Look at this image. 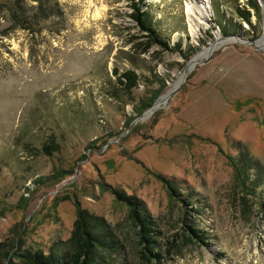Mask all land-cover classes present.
I'll return each mask as SVG.
<instances>
[{
	"label": "rangeland",
	"instance_id": "374dc122",
	"mask_svg": "<svg viewBox=\"0 0 264 264\" xmlns=\"http://www.w3.org/2000/svg\"><path fill=\"white\" fill-rule=\"evenodd\" d=\"M252 1L145 0L166 51L132 0H0L1 263L12 246L68 242L82 210L104 220L103 264H264V1ZM195 2L209 6L197 33ZM115 69L145 79L129 93ZM111 187L142 206L161 260L143 258Z\"/></svg>",
	"mask_w": 264,
	"mask_h": 264
},
{
	"label": "trees",
	"instance_id": "16d2710c",
	"mask_svg": "<svg viewBox=\"0 0 264 264\" xmlns=\"http://www.w3.org/2000/svg\"><path fill=\"white\" fill-rule=\"evenodd\" d=\"M23 1L26 0H15V8L20 10L22 8V3H24ZM132 1L133 3L131 7L133 9V13L130 16L132 20L136 22L141 32L145 33L144 37H146L151 44L159 46L163 50H171L170 44L161 37L157 29L154 27L149 10H144L145 0ZM250 6L253 9L257 8L258 0H253ZM240 12L241 14H245L244 16L247 20L251 17L248 11L247 13L244 11ZM180 48L181 45L178 44L176 49L180 50ZM114 74L117 76L119 84H121V86L129 93L138 88L142 80L145 79V77L138 73L136 69H127L123 73H120L119 69H115ZM157 99L158 97L155 96L151 100L154 101ZM152 101L147 103V105H144L145 107L143 109L140 107L137 108V113L139 114V112L151 108L154 104ZM45 150L49 153V155H51V153L56 149L54 145H51L46 147ZM239 171L241 172V170ZM156 177L164 183L169 184V182L161 175H157ZM111 190H113V194L116 198L123 202L124 206L128 208V218L137 230L136 236L139 245L142 247L143 258L149 263L152 262L153 257L161 260L162 255L158 253L156 255L152 254L156 250V235L152 229V221L143 214L142 206L131 196H125L121 192L112 189V187ZM106 231L107 229L105 227L104 220L101 217H96L87 211L81 210L79 211L78 220L75 223V230L72 238L66 243L62 242L60 245L55 244L57 247L51 248L49 254H46L44 251H27L24 254H14L12 253V250L14 249L12 246L8 248L4 258L6 260V264H103L104 260L101 262L99 261V258H101V252L108 253L107 250H104V247L106 248L105 239L108 237L105 233ZM102 258H106V256ZM13 259L19 263H14ZM0 264L4 263L0 262Z\"/></svg>",
	"mask_w": 264,
	"mask_h": 264
},
{
	"label": "bare ground",
	"instance_id": "6f19581e",
	"mask_svg": "<svg viewBox=\"0 0 264 264\" xmlns=\"http://www.w3.org/2000/svg\"><path fill=\"white\" fill-rule=\"evenodd\" d=\"M188 16L190 19L191 26L193 27L191 30L192 32L199 31L203 23L206 21V19L209 17V6H207L206 2H201L197 4L196 2L193 4L188 5ZM259 45H264V36L261 40H259ZM210 51L206 50L204 54H208ZM204 54H201L200 56L196 57L194 60V63L198 62L200 58L204 56ZM192 65H195V64ZM192 67V66H191Z\"/></svg>",
	"mask_w": 264,
	"mask_h": 264
},
{
	"label": "water",
	"instance_id": "95a60500",
	"mask_svg": "<svg viewBox=\"0 0 264 264\" xmlns=\"http://www.w3.org/2000/svg\"><path fill=\"white\" fill-rule=\"evenodd\" d=\"M261 4L264 6V3L261 1Z\"/></svg>",
	"mask_w": 264,
	"mask_h": 264
}]
</instances>
